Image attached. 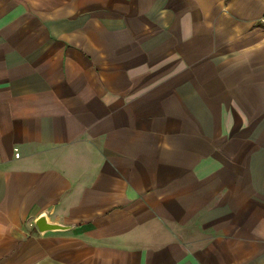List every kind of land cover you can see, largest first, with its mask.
<instances>
[{"label": "crops", "instance_id": "0c3cea01", "mask_svg": "<svg viewBox=\"0 0 264 264\" xmlns=\"http://www.w3.org/2000/svg\"><path fill=\"white\" fill-rule=\"evenodd\" d=\"M0 264H264V0H0Z\"/></svg>", "mask_w": 264, "mask_h": 264}, {"label": "water", "instance_id": "95a60500", "mask_svg": "<svg viewBox=\"0 0 264 264\" xmlns=\"http://www.w3.org/2000/svg\"><path fill=\"white\" fill-rule=\"evenodd\" d=\"M37 228L40 231H43L45 229H57V228H64L66 226H62L60 224H54V223H48L45 219V216L42 215L38 218V220L35 222Z\"/></svg>", "mask_w": 264, "mask_h": 264}]
</instances>
